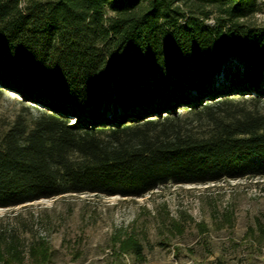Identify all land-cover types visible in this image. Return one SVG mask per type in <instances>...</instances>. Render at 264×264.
Masks as SVG:
<instances>
[{
    "label": "trees",
    "instance_id": "16d2710c",
    "mask_svg": "<svg viewBox=\"0 0 264 264\" xmlns=\"http://www.w3.org/2000/svg\"><path fill=\"white\" fill-rule=\"evenodd\" d=\"M262 9L0 0V91L35 110L0 132V207L264 175Z\"/></svg>",
    "mask_w": 264,
    "mask_h": 264
},
{
    "label": "rangeland",
    "instance_id": "374dc122",
    "mask_svg": "<svg viewBox=\"0 0 264 264\" xmlns=\"http://www.w3.org/2000/svg\"><path fill=\"white\" fill-rule=\"evenodd\" d=\"M3 90L0 132L17 114H35ZM0 264H264V175L0 207Z\"/></svg>",
    "mask_w": 264,
    "mask_h": 264
}]
</instances>
